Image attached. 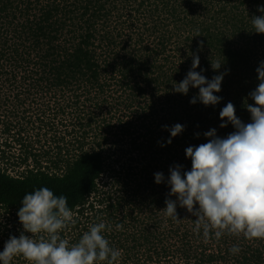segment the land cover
I'll return each mask as SVG.
<instances>
[{
	"label": "trees",
	"instance_id": "1",
	"mask_svg": "<svg viewBox=\"0 0 264 264\" xmlns=\"http://www.w3.org/2000/svg\"><path fill=\"white\" fill-rule=\"evenodd\" d=\"M260 7L264 0H0V252L23 232V197L47 187L74 213L62 238L77 243L105 222L110 246L122 250L117 264H264V240H205L186 209L177 205L179 222L163 210L176 199L169 169L191 170L185 149L206 143L210 129L221 138L235 131L220 128L221 109L231 102L251 122L245 107L264 62V34L251 23ZM192 54L208 80L227 71L215 106L190 104L198 89L174 91ZM175 124L184 130L166 144L164 126Z\"/></svg>",
	"mask_w": 264,
	"mask_h": 264
},
{
	"label": "clouds",
	"instance_id": "2",
	"mask_svg": "<svg viewBox=\"0 0 264 264\" xmlns=\"http://www.w3.org/2000/svg\"><path fill=\"white\" fill-rule=\"evenodd\" d=\"M264 13V7L257 9ZM254 32L264 34V15L251 19ZM203 47L198 44L197 51ZM222 62L214 65L213 71L220 69ZM199 67L198 54H192L191 69L185 78L175 84L174 91L187 95L190 88L198 89V95L189 101H197L204 106L217 105L221 97V84L227 71L208 80ZM257 87L249 96L254 105L246 103L251 122H242L235 114V106L228 102L220 113L223 121L219 126L231 124L235 131L221 138L215 129L204 133L206 143L189 146L185 157L191 161V170L183 171L181 165L169 169L167 184L170 196L166 199L165 215L179 222L177 205L195 216L194 231H202L205 240L214 235L219 240L223 235L242 236L247 240H264V62L256 69ZM165 142L184 130L175 124ZM159 143V142H158ZM163 147L164 144H161ZM155 182L164 181L163 173L154 174ZM18 210V219L23 232L19 237L10 236L0 252V264H11L18 256H23L29 264H117L122 250L110 246L105 232L110 226L105 222L94 224L85 231L77 243L71 244L61 233L70 225L74 226L73 211L68 207L67 197L57 196L47 187L26 194ZM122 229L121 224L116 225ZM28 233L29 235H25ZM241 251L239 246L230 249L232 254Z\"/></svg>",
	"mask_w": 264,
	"mask_h": 264
},
{
	"label": "rangeland",
	"instance_id": "3",
	"mask_svg": "<svg viewBox=\"0 0 264 264\" xmlns=\"http://www.w3.org/2000/svg\"><path fill=\"white\" fill-rule=\"evenodd\" d=\"M14 173V172H13Z\"/></svg>",
	"mask_w": 264,
	"mask_h": 264
}]
</instances>
